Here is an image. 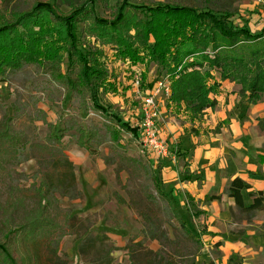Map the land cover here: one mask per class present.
I'll list each match as a JSON object with an SVG mask.
<instances>
[{
    "label": "trees",
    "instance_id": "obj_1",
    "mask_svg": "<svg viewBox=\"0 0 264 264\" xmlns=\"http://www.w3.org/2000/svg\"><path fill=\"white\" fill-rule=\"evenodd\" d=\"M0 1V79L25 66L49 73L50 79L77 98L84 108L100 115L109 140L116 145L120 132L139 140V124L133 126L123 121L100 102V96L115 94L117 88L115 78L111 81V74L101 61L104 57L99 47H112L116 56L131 65H154L156 78L146 84L145 90H151L158 80L167 81L168 104L178 110L183 108L191 122L200 120L205 110L216 106L209 98L218 87L208 85L212 73H218L221 81L238 85L239 96L246 97L248 104L264 99V27L252 33L247 21L231 24L236 12L214 9L211 0H200V5L191 4L190 0H45L24 8L23 0ZM61 8L67 13L59 14L57 10ZM98 8L103 12L110 10V18L99 17ZM81 38L93 45L81 49ZM14 119V114L9 113L0 119V174L6 166L25 161L29 152L46 148L44 144L30 145L24 134L14 130ZM40 119L45 122L44 118ZM257 126L264 130V118L258 120ZM75 130V144L94 157L98 133L80 126ZM49 131L48 144L54 152L62 154L60 141L65 137L64 130L50 125ZM131 163L150 179L159 201L165 204V211L178 223L184 236L200 245L197 231L186 226L174 206L173 190L163 189L159 177L161 166L154 169L133 159ZM187 174L185 169L182 181L190 180L191 175ZM54 189L55 184L44 175L34 190L33 205H26L25 197H15V190L14 201L0 203V264H35L43 247L57 249L71 219L60 225L52 216L51 209L56 203L51 196ZM248 189V184L235 178L223 195L232 199L242 213L251 215L264 210V194L259 191L250 193L251 204L244 205L242 191ZM183 196L195 219L206 214L202 207L221 200V195L206 196L202 201L188 194ZM149 198L156 200L153 196ZM117 200L124 203L120 197ZM147 222L150 226L143 232L144 236L157 240L155 224ZM198 232L204 234L206 229L202 227ZM159 234L164 236L163 232ZM21 249L29 254L24 255ZM15 253L20 256L15 257ZM147 254L154 256L152 251ZM235 257H230V264L237 263ZM157 264L174 263L161 258Z\"/></svg>",
    "mask_w": 264,
    "mask_h": 264
},
{
    "label": "rangeland",
    "instance_id": "obj_2",
    "mask_svg": "<svg viewBox=\"0 0 264 264\" xmlns=\"http://www.w3.org/2000/svg\"><path fill=\"white\" fill-rule=\"evenodd\" d=\"M36 1L45 0H23V8ZM198 1L190 0V3L200 5ZM211 7L235 11L231 24L247 21L254 33L264 26V0H211ZM57 12L66 14L67 10L61 8ZM97 12L99 17L110 18V10L103 12L98 8ZM92 45L89 40H79L81 49ZM99 50L104 57L101 61L111 74V81L115 78L117 88L115 94L100 96V102L123 121L138 125L144 113L146 84L156 78V67L131 65L116 56L110 46ZM2 79L0 119L5 113L14 114V130L24 134L30 145L44 144L46 148L29 152L26 160L17 166H6L0 174V203L14 201L15 190V197H25L26 205H33L34 190L46 175L56 186L51 193L56 200L52 216L60 225H66V220L71 219L57 249L43 247L35 264H157L161 258L174 264L191 261L230 264L231 256H236L238 264H264V210L250 215L224 202L213 212H206L202 207L206 214L195 219L179 200L184 197L173 191L174 206L186 226L197 231L201 243L198 245L184 236L178 223L165 211V204L159 201L150 179L131 163L133 159L156 169L163 159L151 158V154L142 150L140 141L125 132H120L118 145L111 142L100 115L84 108L77 98L55 84L49 73L38 67L25 66ZM162 102L164 98L157 101L160 139V128L166 121ZM50 125L65 132L60 141L62 154L54 152L48 144ZM76 126L98 133L94 157L75 144ZM167 147L169 156L174 154L175 149L169 144ZM159 177L162 179L160 172ZM163 189L172 191L166 185ZM152 196L155 201L150 200ZM118 197L124 203H119ZM147 220L155 224L157 240L144 236L143 232L150 226ZM202 227L206 229L204 234L198 232ZM160 232L164 233L163 237ZM149 251L154 256L148 255ZM21 253L28 255L29 251L21 249ZM19 256L15 253V257Z\"/></svg>",
    "mask_w": 264,
    "mask_h": 264
},
{
    "label": "crops",
    "instance_id": "obj_3",
    "mask_svg": "<svg viewBox=\"0 0 264 264\" xmlns=\"http://www.w3.org/2000/svg\"><path fill=\"white\" fill-rule=\"evenodd\" d=\"M212 76L208 85L218 87L209 98L216 106L205 110L200 120L191 122L183 108L178 110L164 98L162 111L166 121L160 128L161 139L175 149L174 154L160 163L162 183L182 198L188 194L196 201L221 195L220 201L205 207L206 212L217 210L224 202L235 205L222 194L235 178L250 186L242 191L246 207L251 204L250 193L264 194V130L257 126L258 120L264 118V99L248 104L246 97L239 96L238 85L221 81L218 73H212ZM147 92L144 91V96ZM185 169L191 178L182 181ZM180 200L183 202L184 198Z\"/></svg>",
    "mask_w": 264,
    "mask_h": 264
},
{
    "label": "built area",
    "instance_id": "obj_4",
    "mask_svg": "<svg viewBox=\"0 0 264 264\" xmlns=\"http://www.w3.org/2000/svg\"><path fill=\"white\" fill-rule=\"evenodd\" d=\"M170 95L169 83L158 80L147 92L144 98V113L139 123V141L142 150L154 155L158 159L169 156L168 147L160 139L157 121L159 112L157 101L160 98H168Z\"/></svg>",
    "mask_w": 264,
    "mask_h": 264
}]
</instances>
